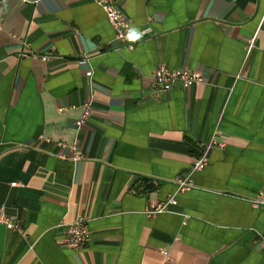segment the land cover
<instances>
[{
  "label": "crops",
  "instance_id": "1",
  "mask_svg": "<svg viewBox=\"0 0 264 264\" xmlns=\"http://www.w3.org/2000/svg\"><path fill=\"white\" fill-rule=\"evenodd\" d=\"M113 2L151 28L132 50L96 0H0V212L23 228L0 223V264H264V0ZM161 64L202 80L152 97ZM212 138L193 188L147 216Z\"/></svg>",
  "mask_w": 264,
  "mask_h": 264
},
{
  "label": "built area",
  "instance_id": "2",
  "mask_svg": "<svg viewBox=\"0 0 264 264\" xmlns=\"http://www.w3.org/2000/svg\"><path fill=\"white\" fill-rule=\"evenodd\" d=\"M97 4L100 6L102 12L106 15L107 20L109 21L111 27L114 29V39L119 42L125 44V46L132 50L134 49L138 40L151 32V28H145L141 31L134 32L132 27H130V21L126 18V16L119 11L116 4L113 0H96ZM135 37V38H133ZM252 39L250 41V45L247 48V52H250V48L253 44ZM34 56H37L35 54ZM40 59L43 61L48 60L47 55L40 56ZM83 62V61H81ZM87 76H91V71L87 73ZM202 80V74L198 70L191 71L189 69H172L168 68L166 65H158L154 68L152 73L150 84L152 88L151 96L157 97L166 93V91L172 89L175 86H183L189 87L194 85L195 83H199ZM92 106L93 100L89 99V101L84 102L82 106V112L79 119L75 121V127L79 130L80 126L84 124L92 115ZM61 111L63 109H60ZM59 145L63 148L66 146L64 143H59ZM213 146L223 147L224 144L218 142L216 139H211L210 142L205 146L204 151L201 152V155L197 157L194 164L191 167V172L187 175L178 176L174 179L176 183V191L170 193L167 196V199L164 202H155L150 207L144 210L147 216H154L155 214L163 211L169 204H176L177 193H183L185 191L193 188V183L191 181V174L193 172H197V170L202 169L203 166L207 163V154L206 152L211 149ZM71 150L73 151V160H81L83 155L79 150L78 145L75 143L70 144ZM58 157L63 158L62 154H59ZM16 185V183H13ZM255 199L249 200L250 205L254 208L259 207L264 203V188L259 190L256 194ZM0 223H3L5 227L9 230H13L15 232L22 233L23 228L22 225L18 221H14L6 217L3 213L0 212ZM64 227V233L61 239L62 244L66 245L68 248L72 249H80L85 246V243L89 238V229L87 228V221L85 218H78L68 224H62ZM261 247L264 248V241L260 243Z\"/></svg>",
  "mask_w": 264,
  "mask_h": 264
},
{
  "label": "trees",
  "instance_id": "3",
  "mask_svg": "<svg viewBox=\"0 0 264 264\" xmlns=\"http://www.w3.org/2000/svg\"><path fill=\"white\" fill-rule=\"evenodd\" d=\"M142 185L144 186V190H146V191L152 190L155 187V185H149L148 181L146 179L142 180Z\"/></svg>",
  "mask_w": 264,
  "mask_h": 264
},
{
  "label": "snow or ice",
  "instance_id": "4",
  "mask_svg": "<svg viewBox=\"0 0 264 264\" xmlns=\"http://www.w3.org/2000/svg\"><path fill=\"white\" fill-rule=\"evenodd\" d=\"M133 38H135V37H133Z\"/></svg>",
  "mask_w": 264,
  "mask_h": 264
}]
</instances>
